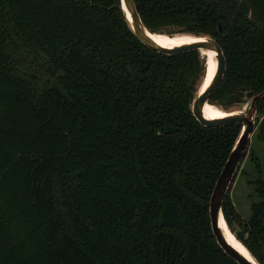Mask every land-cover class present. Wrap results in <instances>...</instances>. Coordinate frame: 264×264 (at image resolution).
Masks as SVG:
<instances>
[{
    "label": "trees",
    "instance_id": "16d2710c",
    "mask_svg": "<svg viewBox=\"0 0 264 264\" xmlns=\"http://www.w3.org/2000/svg\"><path fill=\"white\" fill-rule=\"evenodd\" d=\"M135 4L153 33L219 43L226 72L209 102L264 91V0ZM205 72L198 51L142 44L120 0H0V264H238L209 204L242 128L194 117ZM234 183L224 219L264 264V181L248 221Z\"/></svg>",
    "mask_w": 264,
    "mask_h": 264
},
{
    "label": "water",
    "instance_id": "95a60500",
    "mask_svg": "<svg viewBox=\"0 0 264 264\" xmlns=\"http://www.w3.org/2000/svg\"><path fill=\"white\" fill-rule=\"evenodd\" d=\"M120 8L124 13L127 25L133 35L146 47L156 52L166 55L190 51H198L201 53V55L202 52H213L215 54L217 62L215 75L207 88L201 90L202 88L200 87L199 91L196 93L192 103L193 115L202 126L208 128H218L227 125L239 124L241 125L242 130L238 140L229 154V157L215 184L210 198L209 214L211 228L217 244L238 264H260L257 260V262H255L239 252L228 242L223 229L221 228V223L224 221L226 226H228L223 215V202L230 191L231 185L236 177L241 162L247 155L251 136L256 130V122L258 117L257 105L259 101L264 99V91L248 99L245 102V108L238 111H233L224 118L212 120L206 118L204 114V108L206 104L209 103L213 93L221 86L226 72V58L219 43L211 36L200 35L196 36L197 40L194 42L173 48H166L159 45L149 37L148 33H151V31H149L143 24L140 14L137 10L135 0H120ZM207 73L208 71L206 61V72L202 85L206 81Z\"/></svg>",
    "mask_w": 264,
    "mask_h": 264
},
{
    "label": "rangeland",
    "instance_id": "374dc122",
    "mask_svg": "<svg viewBox=\"0 0 264 264\" xmlns=\"http://www.w3.org/2000/svg\"><path fill=\"white\" fill-rule=\"evenodd\" d=\"M162 34L167 35H192L185 29H180L176 27H170ZM206 62V61H205ZM246 102V101H245ZM245 102L242 104H232V105H222L220 103H211L225 111H238L245 108ZM257 126L254 134L251 136L250 146L247 152L246 157L241 162L239 170L235 177V183L232 187L230 198L235 206L240 211L243 218L248 221L252 212L251 205L253 202H259L260 198L256 195L257 184L256 180L261 179L264 181V147L258 141L257 137ZM258 158L259 160H255ZM258 163L260 167L258 168ZM236 231H239V228L236 227Z\"/></svg>",
    "mask_w": 264,
    "mask_h": 264
},
{
    "label": "bare ground",
    "instance_id": "6f19581e",
    "mask_svg": "<svg viewBox=\"0 0 264 264\" xmlns=\"http://www.w3.org/2000/svg\"><path fill=\"white\" fill-rule=\"evenodd\" d=\"M149 37L158 43L161 46H164L166 48H173L177 46H181L183 44H188L191 42H194L197 40L195 35H167L162 33H148ZM202 55L205 58V61H207V76L206 81L201 86V90H204L207 88V86L212 81L215 72H216V58L215 54L213 52H202ZM233 111H225L213 104L207 103L204 108V114L206 118L212 120V119H220L224 118L229 115ZM221 228L223 229V232L225 234V237L227 238L228 242L239 252L250 258L251 260L256 261V258L253 256V254L248 250V248L231 232L230 228L226 226L225 222L222 221Z\"/></svg>",
    "mask_w": 264,
    "mask_h": 264
}]
</instances>
